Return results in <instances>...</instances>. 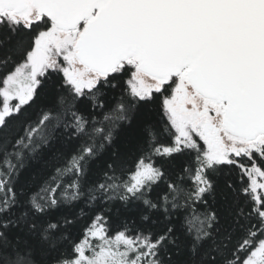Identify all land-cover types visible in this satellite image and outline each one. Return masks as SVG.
Segmentation results:
<instances>
[{
    "label": "trees",
    "instance_id": "16d2710c",
    "mask_svg": "<svg viewBox=\"0 0 264 264\" xmlns=\"http://www.w3.org/2000/svg\"><path fill=\"white\" fill-rule=\"evenodd\" d=\"M11 15L0 13V90L51 26ZM131 59L82 91L48 68L0 122V264L69 262L96 222L152 244L154 264H245L264 240V196L247 174L264 171V148L222 162L202 144L166 151L177 142L172 85L135 95ZM142 164L157 178L132 189Z\"/></svg>",
    "mask_w": 264,
    "mask_h": 264
},
{
    "label": "water",
    "instance_id": "95a60500",
    "mask_svg": "<svg viewBox=\"0 0 264 264\" xmlns=\"http://www.w3.org/2000/svg\"><path fill=\"white\" fill-rule=\"evenodd\" d=\"M29 7L58 29L85 22L74 50L89 71L105 75L134 58L157 79L184 72L224 103L228 133L264 134V0H0V13Z\"/></svg>",
    "mask_w": 264,
    "mask_h": 264
},
{
    "label": "rangeland",
    "instance_id": "374dc122",
    "mask_svg": "<svg viewBox=\"0 0 264 264\" xmlns=\"http://www.w3.org/2000/svg\"><path fill=\"white\" fill-rule=\"evenodd\" d=\"M26 14L27 15L20 13L15 14L16 16L11 15L10 17L13 20L24 22L26 16L30 19L33 17L44 16L39 15L37 10L32 7L27 9ZM53 26L55 25L51 22V26L49 27L51 28ZM47 30L42 31L39 34L36 43L39 38L45 34L43 32ZM80 31L73 30L69 33L64 32L65 38L63 40L57 39L60 35V33L57 32L56 36L52 35L58 40L57 42H54L52 38L47 42L46 38L43 37L42 43L45 54L34 48L27 60L7 77L3 88L0 90L2 96L0 122L11 111L18 110L32 97L39 77L48 68L60 69L64 73L67 81L74 86L77 91H82L88 88L77 87L79 84L77 82H72L69 78V74L74 72L73 66L70 63L72 57L77 59L74 45ZM77 61L82 68L89 71L78 59ZM127 63L135 68L129 84L132 92L139 97L150 96L153 91L162 89L165 82H168L164 79H157L140 71L135 59L128 60ZM97 74L99 73L91 71L89 76H96V78H99V75ZM178 100L179 98L174 100L171 95L165 100L167 116L177 132L176 146L171 149L169 148L166 151H172L173 149L182 146H194L199 139L205 140L201 127L197 126L192 117L186 116L180 111V107L177 106ZM227 141L238 151L237 155H251L254 151L262 153L264 148V134L251 140L238 138L227 132ZM205 157L209 162H222L228 161L233 156L229 154L228 150L224 151L222 154L207 150ZM247 174L250 178V188L254 197L257 201H260L261 196H264V171L258 166L253 165L247 169ZM157 175L158 172L151 165L142 164L132 177V189L140 187L145 182L155 180ZM203 187L204 185L202 188ZM63 264H154L153 245L144 240L131 238L122 233L109 237L102 223L96 222L88 230L87 236L78 246L77 256ZM245 264H264V240L254 250Z\"/></svg>",
    "mask_w": 264,
    "mask_h": 264
},
{
    "label": "flooded vegetation",
    "instance_id": "af4514ba",
    "mask_svg": "<svg viewBox=\"0 0 264 264\" xmlns=\"http://www.w3.org/2000/svg\"><path fill=\"white\" fill-rule=\"evenodd\" d=\"M83 26L84 24H82ZM57 32L60 33L57 39L63 40L65 38L64 32L69 33L71 31L59 30L53 26L43 32L45 33L43 36L40 35L41 37L37 41L35 49L45 54L42 43L43 37L46 38L47 42L50 41V38L54 42H57L58 40L52 36H56ZM70 64L73 66L74 72L69 74V78L72 82L79 84L77 87L89 88L97 81L96 76L90 77L89 73L91 71L82 68L76 58L72 57ZM185 77L184 72L178 76L171 77L165 80L168 82H165L164 86L168 84L172 85L171 96H173L174 100L179 98L177 106L180 107V111L184 115L192 117L197 126L203 130L205 140L199 139L196 144H202L206 151L208 150L217 154H222L228 150L231 156L237 155L238 151L227 141V132L222 125L224 103H218L205 98L193 88L192 84Z\"/></svg>",
    "mask_w": 264,
    "mask_h": 264
}]
</instances>
